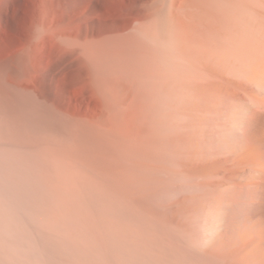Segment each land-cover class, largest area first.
<instances>
[{"label":"bare ground","instance_id":"obj_1","mask_svg":"<svg viewBox=\"0 0 264 264\" xmlns=\"http://www.w3.org/2000/svg\"><path fill=\"white\" fill-rule=\"evenodd\" d=\"M44 11L0 64V264H264V0Z\"/></svg>","mask_w":264,"mask_h":264},{"label":"rangeland","instance_id":"obj_2","mask_svg":"<svg viewBox=\"0 0 264 264\" xmlns=\"http://www.w3.org/2000/svg\"><path fill=\"white\" fill-rule=\"evenodd\" d=\"M13 1H14L13 4L15 5L16 11L13 12L14 18L13 16L9 18L10 20L13 19L12 22L10 20H6V21L2 20L1 18V15L3 14L2 11H4L7 5L12 3ZM47 2L48 0L47 1L46 0H0V12H1L0 13V64H2V62L4 63L5 61H13L16 57L20 55L21 53L20 49H22L23 44H25L24 42L27 40L26 37L29 36L31 31L34 29L36 25V21H38L39 18L41 17L40 15L44 14L45 12L44 10H45ZM34 17L36 18L34 19ZM35 46H33L34 48L31 49L32 51L29 56L30 62L28 65L29 66L28 72L25 75L18 77L20 78L19 80H16V77L13 75V73H10L7 75L8 81L10 82L19 81L22 83H26L27 80L29 79L30 74H34L39 69H41L40 66L42 65L41 62L43 60V50L42 48L37 47V46L35 47ZM21 107H23L21 103H19V105L17 106L14 105V108L17 109V113L21 112L20 114H27V111L22 109ZM14 108L12 109V114H13V111L16 110V109L14 110ZM37 111H40V110L34 109V111L32 112V109H31V114H37Z\"/></svg>","mask_w":264,"mask_h":264}]
</instances>
